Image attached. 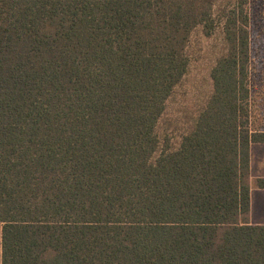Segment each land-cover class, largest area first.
I'll return each mask as SVG.
<instances>
[{"label": "trees", "instance_id": "1", "mask_svg": "<svg viewBox=\"0 0 264 264\" xmlns=\"http://www.w3.org/2000/svg\"><path fill=\"white\" fill-rule=\"evenodd\" d=\"M243 4L0 0V264H264ZM197 27L223 51L171 143L157 124Z\"/></svg>", "mask_w": 264, "mask_h": 264}, {"label": "rangeland", "instance_id": "2", "mask_svg": "<svg viewBox=\"0 0 264 264\" xmlns=\"http://www.w3.org/2000/svg\"><path fill=\"white\" fill-rule=\"evenodd\" d=\"M226 1V0H218ZM248 14L250 40V73L249 84L251 96L249 102V118L252 125L264 126V0H244ZM223 51V42L219 28H215L210 36H205L201 28H195L187 46L189 64L186 73L168 97L165 110L157 124L160 138L166 136L171 143L191 122L195 112L203 105L211 92L210 68L215 59ZM254 125V126H255ZM263 159L259 148L253 149L252 180L261 172L260 160ZM255 187L254 181H251ZM256 191V190H255ZM255 193V192H254ZM257 199V196H256ZM260 205L257 201L256 206ZM254 211L253 221L264 219Z\"/></svg>", "mask_w": 264, "mask_h": 264}, {"label": "crops", "instance_id": "3", "mask_svg": "<svg viewBox=\"0 0 264 264\" xmlns=\"http://www.w3.org/2000/svg\"><path fill=\"white\" fill-rule=\"evenodd\" d=\"M259 148L260 152L262 153L263 159L260 160V167H264V142H253L250 144L249 147V222L253 224H264V219H259L256 221L252 220V217L254 216L255 207L258 209L259 205L256 206L257 201L261 203L262 200H264V187H260L257 184V179L264 178V172H261L255 179L252 180V159H253V149ZM251 181H254L255 187L252 186ZM256 190V191H255ZM255 192V193H254ZM257 196V199H256ZM259 214V212H256Z\"/></svg>", "mask_w": 264, "mask_h": 264}, {"label": "snow or ice", "instance_id": "4", "mask_svg": "<svg viewBox=\"0 0 264 264\" xmlns=\"http://www.w3.org/2000/svg\"><path fill=\"white\" fill-rule=\"evenodd\" d=\"M257 211L259 212V214H260L261 216H264V200L261 201V203H260V205H259Z\"/></svg>", "mask_w": 264, "mask_h": 264}]
</instances>
